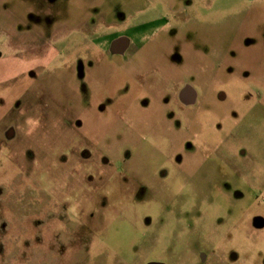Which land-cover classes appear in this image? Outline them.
I'll return each mask as SVG.
<instances>
[{
	"label": "rangeland",
	"instance_id": "1",
	"mask_svg": "<svg viewBox=\"0 0 264 264\" xmlns=\"http://www.w3.org/2000/svg\"><path fill=\"white\" fill-rule=\"evenodd\" d=\"M0 264H264V0H0Z\"/></svg>",
	"mask_w": 264,
	"mask_h": 264
},
{
	"label": "flooded vegetation",
	"instance_id": "2",
	"mask_svg": "<svg viewBox=\"0 0 264 264\" xmlns=\"http://www.w3.org/2000/svg\"><path fill=\"white\" fill-rule=\"evenodd\" d=\"M245 43L247 46L250 45L254 47L257 43V40L252 39V38H247ZM125 50H127V40L125 38L119 39L118 41L113 43V46H112L113 52L123 53ZM177 99L183 105L189 106L197 102L198 94L190 84L185 83L181 88H179Z\"/></svg>",
	"mask_w": 264,
	"mask_h": 264
}]
</instances>
